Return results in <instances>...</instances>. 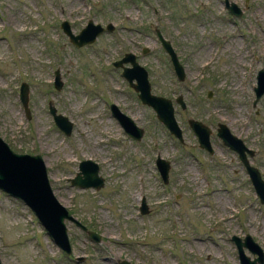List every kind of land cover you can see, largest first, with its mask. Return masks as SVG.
<instances>
[{
  "label": "rangeland",
  "instance_id": "obj_1",
  "mask_svg": "<svg viewBox=\"0 0 264 264\" xmlns=\"http://www.w3.org/2000/svg\"><path fill=\"white\" fill-rule=\"evenodd\" d=\"M88 20L112 29L75 47L60 23L75 35ZM156 30L175 53L182 80ZM128 52L147 72L150 93L171 101L180 142L112 65ZM259 68L264 0H0V137L13 152L41 156L55 197L100 239L65 221L71 250L65 255L21 201L0 191V264H239L231 236L244 234L259 245L264 264V206L236 153L215 135L221 122L257 143L264 180V94L252 105ZM48 104L70 121L68 136L54 125ZM110 104L143 130L138 141L122 131ZM189 118L211 129V153L198 147ZM156 156L169 164L166 183ZM82 159L97 164L98 190L69 184Z\"/></svg>",
  "mask_w": 264,
  "mask_h": 264
},
{
  "label": "water",
  "instance_id": "obj_2",
  "mask_svg": "<svg viewBox=\"0 0 264 264\" xmlns=\"http://www.w3.org/2000/svg\"><path fill=\"white\" fill-rule=\"evenodd\" d=\"M225 7L227 11L234 16H239L241 13L240 9L234 3H225ZM60 29L67 36L72 45L79 47L92 43L103 30L110 31L112 27L109 24L101 27L99 24H94L91 20H88L86 25L75 35L70 31L69 24L66 21L60 23ZM155 35L161 47L169 57L176 78L182 80V67L169 42L164 40L157 30L155 31ZM145 52L146 49L143 48L142 53ZM124 63H128L129 66H123L122 64ZM113 65L115 67H121V76L127 81L129 87L136 92V96L141 104L149 106L154 112L157 121L166 128L167 132L178 139V141H181V130L173 116L171 101L167 98L150 93L147 72L142 66L137 64L135 56L130 52L125 53L119 60L115 61ZM53 74V87L58 90L60 88V81L57 70L53 71ZM255 81V86L253 87L255 96L253 103L264 93V70L262 68L257 70ZM18 98L23 112L26 118H28V110L26 108L27 88L23 82L19 85ZM174 102H176L181 109H184V104L179 97L175 98ZM109 111L127 136L135 141L141 138L143 130L137 127L130 117L123 114L114 104L109 105ZM48 112L51 115L54 125L65 136H68L71 131L70 121H68L66 117L56 114L54 108L49 104ZM186 123L196 137L198 147L211 152L209 144L210 128L202 122L191 118L187 119ZM216 136L221 139L222 144L228 146L240 156V152L243 150L240 139L232 135L223 123H217ZM154 164L162 183H166L169 169L168 162L156 156ZM247 170L255 195L259 198L260 203L264 205V182L260 179L259 174L254 168H247ZM97 171V164L92 160H80L77 163L76 173L72 178L68 179V182L71 186H76L80 189L93 188L98 190L102 187L103 180L97 174ZM0 191L20 200L27 206L36 217L45 233L65 255H69L71 251L66 234L65 220L80 228L92 241H100L97 233L86 229L85 226L75 220L64 205L54 196L41 156L39 154L13 152L1 137ZM139 212L146 213L143 200L140 202ZM232 239L236 247L239 264H263L262 250L248 234L244 235L242 239L236 236H232ZM242 247H245L250 254L254 255L253 259L250 260L248 256L243 253ZM117 264L132 263L124 259H118Z\"/></svg>",
  "mask_w": 264,
  "mask_h": 264
},
{
  "label": "flooded vegetation",
  "instance_id": "obj_3",
  "mask_svg": "<svg viewBox=\"0 0 264 264\" xmlns=\"http://www.w3.org/2000/svg\"><path fill=\"white\" fill-rule=\"evenodd\" d=\"M238 138L240 139L241 145L243 146V150L240 152V156L238 154H236L237 160H238V163L240 165V168L243 170V172L246 175V181H248L249 185L252 188V183H251V179L249 178V173H248L247 168H254L257 171V173L259 174L260 179L263 180L261 178L262 172L260 171L261 169L259 168L260 160L257 158L258 146H257V143H255V142H253L252 144L251 143L249 144V143H247L246 140H243V138H240V137H238ZM263 182H264V180H263ZM258 202H259V199H258ZM244 235H246V234H244Z\"/></svg>",
  "mask_w": 264,
  "mask_h": 264
},
{
  "label": "bare ground",
  "instance_id": "obj_4",
  "mask_svg": "<svg viewBox=\"0 0 264 264\" xmlns=\"http://www.w3.org/2000/svg\"><path fill=\"white\" fill-rule=\"evenodd\" d=\"M221 204V203H220ZM225 207V206H224Z\"/></svg>",
  "mask_w": 264,
  "mask_h": 264
}]
</instances>
